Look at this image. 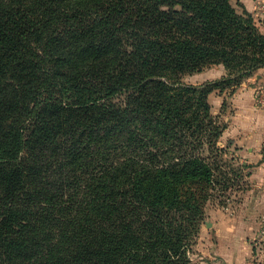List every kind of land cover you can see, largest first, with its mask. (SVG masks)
Wrapping results in <instances>:
<instances>
[{
    "label": "trees",
    "instance_id": "trees-1",
    "mask_svg": "<svg viewBox=\"0 0 264 264\" xmlns=\"http://www.w3.org/2000/svg\"><path fill=\"white\" fill-rule=\"evenodd\" d=\"M260 69L231 0H0V264H196L226 175L209 96Z\"/></svg>",
    "mask_w": 264,
    "mask_h": 264
},
{
    "label": "rangeland",
    "instance_id": "rangeland-1",
    "mask_svg": "<svg viewBox=\"0 0 264 264\" xmlns=\"http://www.w3.org/2000/svg\"><path fill=\"white\" fill-rule=\"evenodd\" d=\"M231 2L239 14H244L245 12L251 14L256 25L264 34V0H255L253 12L248 11L241 3V0H231ZM222 67L212 66L201 73L187 75L184 78V83L187 85L201 86L207 83L219 82L226 77V75L221 77L220 70L223 69ZM259 71L243 82L246 86L250 85L254 87V107L257 111L264 110V82H262L261 77H258L259 80H257ZM208 77H210V79L204 82L203 79ZM201 82H203V84H200ZM241 86L239 88H241ZM215 93L223 97L222 104L219 103ZM233 94L234 92L232 89H227L223 93L216 91L212 96H209L212 114L217 118L220 124L227 125L229 119L228 115L234 113V111H232L231 101ZM124 101L125 98L116 100L117 103H123ZM216 103H219V105L217 106ZM221 143L220 139L218 147L223 149L225 153L219 160L222 164L223 171L226 173V175L223 176H226L227 180L224 179L223 176H218L216 191L206 205L205 218L201 226V232L194 246L196 254L192 257L193 262L196 264H225L219 257H211L210 253L215 249L221 235L223 237H228L229 233H231L230 229L237 223L235 220L237 217L240 218L239 214L242 208L246 207L245 203L248 201L250 195L248 192L249 189L255 184L253 182H257L254 176L257 162L245 160L241 153L242 151L235 147L233 142H228L227 144ZM259 180L260 185L264 187V179L262 180V177H259ZM69 182H72V178ZM59 188L62 187L59 186ZM63 188L65 191H69V185H65ZM263 217L264 215L260 218L259 222ZM259 230L260 226L255 230V235H258ZM253 240L254 238L249 237L248 241H245L244 244L251 246L253 245ZM243 253H245L244 249ZM246 264H253L252 252L249 255L247 254Z\"/></svg>",
    "mask_w": 264,
    "mask_h": 264
},
{
    "label": "crops",
    "instance_id": "crops-1",
    "mask_svg": "<svg viewBox=\"0 0 264 264\" xmlns=\"http://www.w3.org/2000/svg\"><path fill=\"white\" fill-rule=\"evenodd\" d=\"M241 3L248 11L253 12L255 0H241ZM222 68L221 77L226 75V70ZM258 77L264 82V69L259 71L257 80ZM209 79L210 77L203 80L205 82ZM216 96L222 104L223 97ZM231 101L234 113L228 115L227 129L221 137V142L223 144L233 142V145L242 151L245 160L257 162L254 173L257 182H253L255 184L249 189L250 195L245 203L246 207L242 208L240 218L237 217L235 220L237 223L230 229L231 233L228 237L221 235L210 256L219 257L225 264H246L247 254L253 253V245L247 246L244 242L248 241L249 237L257 236L255 230L261 226L259 220L264 215V187L260 185L259 180V177L264 179V110H255L254 87L250 85L243 84L234 92ZM219 103L216 105L218 106Z\"/></svg>",
    "mask_w": 264,
    "mask_h": 264
},
{
    "label": "built area",
    "instance_id": "built-area-1",
    "mask_svg": "<svg viewBox=\"0 0 264 264\" xmlns=\"http://www.w3.org/2000/svg\"><path fill=\"white\" fill-rule=\"evenodd\" d=\"M253 264H264V217L261 220V226L258 235L253 240Z\"/></svg>",
    "mask_w": 264,
    "mask_h": 264
}]
</instances>
